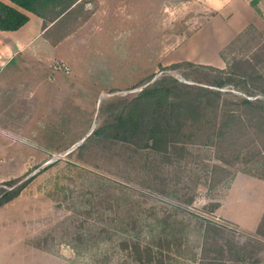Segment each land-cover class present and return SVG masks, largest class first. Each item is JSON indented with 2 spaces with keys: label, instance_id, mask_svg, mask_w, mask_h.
Wrapping results in <instances>:
<instances>
[{
  "label": "rangeland",
  "instance_id": "obj_1",
  "mask_svg": "<svg viewBox=\"0 0 264 264\" xmlns=\"http://www.w3.org/2000/svg\"><path fill=\"white\" fill-rule=\"evenodd\" d=\"M143 8L140 0H126L125 33L111 36L107 44L111 50L126 44V71L110 62L115 66L106 69L111 79H102L109 82L105 87L97 76L81 80L26 59L3 72L0 184L27 183L17 198L0 208V264H72L70 244L82 218L76 205L83 192L89 193L93 177L127 186L149 205L181 207L178 212L190 225L196 258L179 264H264V108L237 109L232 104L233 116L241 120L226 121L210 106L197 112L185 108L181 115L177 106L168 104L162 111H175L173 124L178 118L175 127H168L169 137L181 141L178 149L170 148L167 154L138 150L112 130L79 149L95 130L112 125L156 80L170 76L166 84L173 96L198 97V91L174 80L209 87L204 83L219 79L203 68H171L187 61L172 62V55H180L163 50L181 43L205 20L197 5L151 0L146 11ZM53 16L47 14L49 19ZM171 30L178 36H170ZM224 56L237 75L235 87L226 89L233 96L225 99H252V87L263 88L255 71L264 74V31L247 30L228 45ZM122 74L126 86L119 84ZM152 76L150 83L141 85ZM242 76L246 83L239 80ZM159 111L148 108L145 114L151 117ZM190 199L194 201L187 206ZM197 215L216 226L202 232Z\"/></svg>",
  "mask_w": 264,
  "mask_h": 264
},
{
  "label": "trees",
  "instance_id": "obj_2",
  "mask_svg": "<svg viewBox=\"0 0 264 264\" xmlns=\"http://www.w3.org/2000/svg\"><path fill=\"white\" fill-rule=\"evenodd\" d=\"M9 1L14 6L0 1L1 31H17L28 23L29 17L19 9L32 12L46 20L47 14L53 13L52 20H54L78 0H68L67 2L64 0ZM252 5L255 6L256 2L253 1ZM253 28V26H249L236 38ZM227 48L228 46L220 53L221 59L227 66V69L224 70L211 66H200L191 62L177 63L171 66L175 69L185 64L194 68L211 70L219 76L216 82L204 83L209 87L195 85L192 87V85H186L173 79L182 88L198 91V97L193 95L173 96L172 89L166 84L168 78L171 77L166 76L163 79H158L146 86L130 102L126 112L120 115L112 125L95 130L79 149L87 148L91 140L103 136L109 130L118 133L115 137H122L121 141H126V144L133 145L138 150L149 149L156 153L167 154L170 148L178 149L181 141L171 139L169 137L171 132L168 130V127H175L178 118L174 120L175 124H173L172 117L175 111L172 110L169 113L162 111L168 104L177 106V111H180L181 115H185L183 114L185 108H193L197 112L201 107L210 106L215 114L222 113L226 121L234 117L241 120L240 117L233 116L235 113L230 110L232 104L237 106V109H263L264 74L259 71H255V73L262 80L263 88L255 90L251 86L254 93L249 92V95L253 97L252 99L238 97V102L230 100L231 103L225 99L228 96H233L226 89L231 85L235 87L233 77L237 76L232 71L233 65L225 59L224 51ZM153 79L154 76L145 80L141 85L150 83ZM239 80L241 83H246L247 78L242 76ZM204 96L207 97L206 101H203ZM148 108H156L157 111H160L154 116L148 117L145 114ZM228 112L229 114L226 116ZM25 183L27 182L19 186H13L14 181L0 184V208L18 197L24 189ZM89 184L91 186L89 193L83 192V196L80 195V202L76 205L80 209L79 215L82 218L78 224L75 242L70 244L74 254V258L70 261L72 264H179L181 260L193 261L196 258L189 240L190 225L186 224L184 218H180L178 212L181 209L180 206L158 208L149 205L142 196L132 193L133 190L130 191L127 186L110 179L93 177L90 178ZM193 201V199L188 200L186 205H192ZM195 217L202 221V232L208 231L209 233L211 228L216 226L214 222L200 215ZM263 223L264 221L262 225ZM203 227L207 229H203ZM259 234L263 235L261 230Z\"/></svg>",
  "mask_w": 264,
  "mask_h": 264
},
{
  "label": "crops",
  "instance_id": "obj_3",
  "mask_svg": "<svg viewBox=\"0 0 264 264\" xmlns=\"http://www.w3.org/2000/svg\"><path fill=\"white\" fill-rule=\"evenodd\" d=\"M0 1L14 6L9 0ZM150 1L140 0L144 11ZM184 2L197 5L206 17L193 32L184 35L181 43L163 49L180 55H172V62L220 67L224 63L220 57L222 50L249 26L264 31V0H255V6L250 0ZM19 10L29 17L28 23L17 31L0 30V84L6 68L19 64L21 59L43 69L63 62L77 78L90 80L97 76L100 86L104 87L111 79L106 69L115 66L110 62L119 63L116 66L126 71V44L112 50L107 45L113 35L125 33L126 0H78L54 20ZM168 35L162 33V36ZM170 36L178 35L171 30ZM121 76L123 83L119 81V84L126 86V77ZM104 77L108 80L106 83H102Z\"/></svg>",
  "mask_w": 264,
  "mask_h": 264
},
{
  "label": "built area",
  "instance_id": "obj_4",
  "mask_svg": "<svg viewBox=\"0 0 264 264\" xmlns=\"http://www.w3.org/2000/svg\"><path fill=\"white\" fill-rule=\"evenodd\" d=\"M250 1H255V0H250ZM53 68L55 70H58V71H61L65 74H70L71 73V69L68 65H66L65 63L63 62H56L54 65H53Z\"/></svg>",
  "mask_w": 264,
  "mask_h": 264
},
{
  "label": "water",
  "instance_id": "obj_5",
  "mask_svg": "<svg viewBox=\"0 0 264 264\" xmlns=\"http://www.w3.org/2000/svg\"><path fill=\"white\" fill-rule=\"evenodd\" d=\"M89 136V135H88Z\"/></svg>",
  "mask_w": 264,
  "mask_h": 264
}]
</instances>
